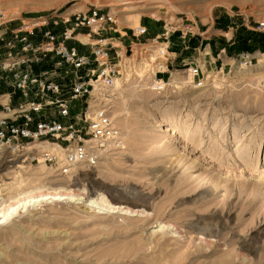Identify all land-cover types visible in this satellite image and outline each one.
Instances as JSON below:
<instances>
[{"label":"rangeland","instance_id":"374dc122","mask_svg":"<svg viewBox=\"0 0 264 264\" xmlns=\"http://www.w3.org/2000/svg\"><path fill=\"white\" fill-rule=\"evenodd\" d=\"M90 8L109 11L126 32L154 19L182 18L203 30L213 24L222 29L215 48L228 50V58L222 68L203 71L196 89L181 71L164 92L151 91L152 66L141 83L121 81L107 105L123 149L94 169L78 167L63 177L55 168L6 160L0 151L2 206L55 192L134 212L106 213L82 201L30 207L0 225V264H264V33L254 25L264 20V0H0V61L9 30L22 21ZM14 45V54L29 60L26 68L42 66L38 55ZM240 52L259 63L239 69ZM63 70L51 78L62 79L67 91L74 74ZM165 100L184 101L187 112L160 121L159 112L148 110ZM245 147L251 160H242ZM163 224L169 229L158 232Z\"/></svg>","mask_w":264,"mask_h":264},{"label":"built area","instance_id":"2783aa9c","mask_svg":"<svg viewBox=\"0 0 264 264\" xmlns=\"http://www.w3.org/2000/svg\"><path fill=\"white\" fill-rule=\"evenodd\" d=\"M159 21L154 19L162 24L161 33L146 40L147 30L140 23L135 30L128 31L129 36L117 26L115 15L99 8L66 18L47 16L22 21L10 32L12 40L5 42L7 51L0 61V76L10 78L13 93L20 97L16 108L10 104L0 107V151L7 155L6 160H20L30 166L41 164L69 177L78 167L91 170L104 158L119 155L123 136L107 105L112 90L121 81L141 83L145 72L148 73L147 67L152 66L150 88H154L153 92H164L173 75L167 73L165 66L170 38L176 35L186 44L198 35L194 22L182 18ZM84 28L89 33L80 36L79 30ZM255 29L264 33V20H256ZM108 34L126 40L127 47L121 48L105 38ZM34 37H40L41 42L33 44ZM78 37H83L89 47L87 55H80L76 48L67 45L70 41L80 42ZM14 43L20 45L22 53L36 54L41 61L54 56L58 59L57 68L62 65L71 68L74 79L69 81L68 91L45 80L48 74L34 75L31 67L26 68L29 60L14 54ZM235 61L241 70L259 63L249 53L239 54ZM184 72L190 75L192 84L203 85L204 72L199 67H188ZM165 75V79L161 78ZM75 102L79 103V111L71 115Z\"/></svg>","mask_w":264,"mask_h":264},{"label":"crops","instance_id":"0c3cea01","mask_svg":"<svg viewBox=\"0 0 264 264\" xmlns=\"http://www.w3.org/2000/svg\"><path fill=\"white\" fill-rule=\"evenodd\" d=\"M227 17L232 18L233 14L226 13ZM254 21V25H255ZM146 30L147 34L144 37V39H150L158 36L162 31V24L156 23V22H150L148 25H142ZM219 25V24H216ZM18 27H16L17 29ZM15 30V29H14ZM13 30H9L8 34L10 35V32ZM56 31H60L59 29H56ZM197 36L191 38L186 44H182L178 37L172 36L169 41V50L167 54V59L165 62L166 71L169 74H172L174 72H181L186 71L188 67H199L203 71H213L214 69L222 68L224 66V60L228 58V50L226 52V49H220L217 50L215 48L216 43L214 42L215 39L219 36H222V29H216L214 28L213 24H210L209 27H206L204 30L198 27L196 29ZM88 34L86 30L81 29L79 30V35L84 36ZM128 35L131 36V33L128 32ZM227 35H225L226 37ZM105 38L109 39L110 41H114L117 43L121 48H126L128 45V42L126 40H121L120 37L117 35L113 36L111 34L105 35ZM40 41V37H34L31 38V42L33 44H38ZM69 47H74L78 50L80 55H87L88 50L84 48L83 44L81 42H69L67 43ZM244 52H240L238 54H241ZM236 54V53H234ZM233 54V55H234ZM236 54V55H238ZM41 65L38 64L34 66L33 73L34 75H43L48 74L45 77V80L47 81H53L57 84H60L62 88H64V84L59 79H53L51 78V73L55 69H59L61 72H63L65 69V65H62L61 67H58V59L54 56H48L46 59H43L41 61ZM40 67V69H39ZM66 73V72H65ZM161 78L165 79V76H162ZM69 83V82H68ZM70 84L67 86V91ZM65 91V90H64ZM66 92V91H65ZM20 102L19 94L13 93V90L11 88V81L10 78H5L0 76V107L1 105L10 104L12 108H16ZM79 111V105L77 102L72 104L71 109V115L76 114ZM58 119V118H57ZM60 121V118L58 119Z\"/></svg>","mask_w":264,"mask_h":264},{"label":"bare ground","instance_id":"6f19581e","mask_svg":"<svg viewBox=\"0 0 264 264\" xmlns=\"http://www.w3.org/2000/svg\"><path fill=\"white\" fill-rule=\"evenodd\" d=\"M117 86H120V83L116 84V88H117ZM194 86L195 85L193 84V87H192L193 89L199 88L197 86H195V87ZM150 90L152 91V90H154V88H150ZM156 93L160 94L161 92H156ZM183 103H184V101H167V100L159 101V102H156V104H154L152 106V108H150L148 110V112L151 115H153V114L155 115L156 112H159L160 118H161L160 121L166 122V120H168L169 118L174 117V116L183 117L184 113L187 112L186 107L184 109L180 107ZM170 122H172V121H170ZM163 132L165 133L167 131H163ZM234 132H236V130H234ZM165 134H167V133H165ZM258 148H259V145H258ZM252 154H251L250 147H245V149L242 152V156H243L242 160L243 161L251 160L252 158L255 157ZM21 164H18V165H17V163L14 164V165H17L15 167V169H23L24 167L21 166ZM81 195L82 194L77 195V194H72V193H55V192H53V193H51V192L42 193L41 192V193H38L37 195L29 194V195L19 197L15 201L11 202L8 206L0 205V207H1L0 208V225L7 223L12 218V216L18 214L20 211H26V209H28L30 207L34 208V207L40 206L41 204L53 203V202H67V201L68 202L69 201L70 202L82 201V202H86L88 207L93 208V209L95 208L98 211H104L107 213V212H112L114 210H118L119 212L122 213V215H132L133 216L134 212L130 211L129 209L122 208V207H115V206L112 207L108 204H105V202L102 199H101L102 200L101 201L97 198H92V199L85 201ZM113 201H115L116 203L121 202L120 199L119 200L115 199ZM156 228H157L158 232H164V231H167L169 229V227L166 226L165 224L159 225Z\"/></svg>","mask_w":264,"mask_h":264}]
</instances>
